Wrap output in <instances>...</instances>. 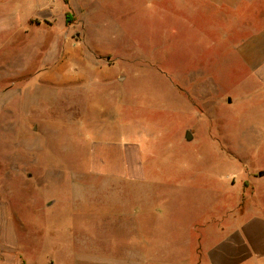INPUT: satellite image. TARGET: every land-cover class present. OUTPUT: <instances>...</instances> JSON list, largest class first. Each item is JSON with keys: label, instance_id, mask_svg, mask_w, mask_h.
<instances>
[{"label": "rangeland", "instance_id": "obj_1", "mask_svg": "<svg viewBox=\"0 0 264 264\" xmlns=\"http://www.w3.org/2000/svg\"><path fill=\"white\" fill-rule=\"evenodd\" d=\"M178 1L114 0L113 3L121 4L113 14L116 33L108 37L68 35L66 41L72 45L79 43L81 51L65 53V71L73 75L76 68H81L85 85L97 61L101 63L100 73L94 72L92 79L100 81L101 76H108L116 66L122 67L128 63V57L136 55L131 64L135 77L125 89L128 111L136 109L142 121L149 120L143 124L148 127L143 131V142L155 146L154 155L159 162H145L146 178L125 192L116 189L114 197L122 202L125 198L134 214L145 203L161 208L166 220L178 225L204 222L214 228L224 224L225 212L239 203L264 214V0H194L199 9L192 18L183 15L191 7ZM250 37L252 42L257 41L256 51L247 50ZM4 38L0 36V189L11 188L16 194L7 204L17 222L18 235L28 240L30 233L42 238L47 236L45 230L29 228V191L47 188L37 192L43 198L56 189H71V178L79 179L75 172L86 170L81 161L91 141H84L87 133L80 135L74 127L75 120L82 117L84 122L91 114L97 120L100 137H105L100 129L106 123L110 127L121 124L113 123V95L105 94L102 83H93L91 88L90 83L86 84L88 95H75L73 78L66 84L58 83L61 53L29 52L23 44L25 35H18L17 43L12 45L1 43ZM54 38L56 41L55 36H39L36 44H47L48 39L52 43ZM92 41L100 43L104 51L107 46L114 48L110 52L114 65L108 70L106 53H89ZM143 50L157 55L155 64L151 57L152 63L145 64L147 68H139L146 63L140 57ZM209 58L210 78L207 80L204 75V79L195 78L194 84L181 87L185 91L193 86L192 95L197 97L222 95V106L210 97L206 107V100L195 96L199 108L209 111L212 126L203 132L199 143H183L178 140L179 126L183 118H189L176 115L174 101L166 99L169 89L164 86L169 83L163 77L173 81L171 66L191 67ZM161 78L167 81L162 82ZM162 109L170 113L161 117ZM157 111L160 116L155 114ZM151 114L153 117H146ZM238 142H248L250 146H234ZM143 150L144 146L140 153L146 159L147 149L146 153ZM60 203L70 205L67 198ZM166 239L160 244L162 251L185 257L177 263L165 260L162 264L193 263L198 243L187 244L186 238L177 233ZM25 250L29 256V241Z\"/></svg>", "mask_w": 264, "mask_h": 264}, {"label": "crops", "instance_id": "obj_2", "mask_svg": "<svg viewBox=\"0 0 264 264\" xmlns=\"http://www.w3.org/2000/svg\"><path fill=\"white\" fill-rule=\"evenodd\" d=\"M113 1L0 0V36L5 37L1 43L12 45L17 43L18 35H25L26 40L23 44L27 45L29 52L61 53L58 57L61 59L58 65V83L66 84L73 78L75 95H88V88L84 87L86 84L90 83L91 88L93 83H102L106 88L105 94L113 95L114 103L110 107L113 108L115 118L113 123L121 124V127H110V123H106L107 126L100 129L104 131L105 137H100L97 120L93 119L91 114H88L84 122L82 117L75 120L74 127L75 129L77 127L80 135L82 132L87 133L84 141L87 140L88 144L91 141L90 149L81 161L86 170L75 172L79 179L72 181L71 178L73 182L71 189H56L54 194H46L43 198H40L37 192L44 187L29 191V228L43 229L47 236L35 238L30 233L29 240L27 237L19 236L17 222L12 212H9L7 204V201L9 202L16 194L10 191L11 188L0 189V264H162L165 260L177 263V260L185 256L177 252L174 254L164 252L160 245L166 242V238L172 233L186 238L187 244H199L194 251L195 260L191 264H264V214L251 210V207H246L242 203L231 207L223 216L224 224L214 225V228L204 222H191L182 226L167 221L161 213V208L156 206L151 208L142 203L136 215L131 212V205H128L125 198L122 202L114 197L116 189H123L125 192L128 187L146 178L143 170L145 162L146 164L159 162L154 155L155 146L151 143L148 146L143 142V131L148 129L143 124L149 123V120L146 119V123L142 121L136 109L134 112L128 111L129 99L125 95L127 93L125 89L129 80L135 77L131 64L136 55L128 57V63H122V67L116 66L117 69L108 76H101L100 81L92 79L94 72L100 73L98 66L101 63L97 61L95 64L98 65L90 70V77L87 78L89 83L86 82L85 85L82 83V69L76 68L73 75H67L64 60L66 52L81 51L79 43L78 46L66 41L68 35L108 37L116 33L115 29L118 27L113 14H116L121 4ZM193 2L194 0L178 1L181 5L187 4L191 7V11L183 13L187 18H192L199 9ZM202 11H205L204 7ZM67 16L71 22H67ZM43 35L55 36L57 40L54 38L50 43L48 39L47 44H36L38 37ZM253 35L257 36L256 30ZM239 41L241 43V39ZM99 45L100 43L96 45L92 41L89 53L94 51L106 53L108 70L114 65L115 59L110 54L114 48L107 46L104 51L101 45L98 47ZM249 46L247 50H257V41L252 42V37L249 38ZM141 53L143 55L137 56L140 55L146 63L139 68H147L145 64L151 62V57L154 64L158 60L154 52L143 50ZM184 68L186 69L183 70ZM209 68L210 58L203 62L198 61V65L191 67L171 66L169 70L173 81L167 77L162 76L168 81L161 78L162 82L165 80L169 83L164 86L165 88L168 86L169 89L165 93L169 95L166 99L174 101L176 115L189 118L188 121L183 118L184 123L181 121L179 126L181 134L178 140L183 143H199L203 132L209 131L212 126L208 118L209 111H204L203 107L199 108L197 102L199 98L206 100V107L210 97L217 100V106H222L219 100L222 95L197 97L192 95L193 86L185 91L182 88L181 84L192 85L195 78L204 79V75L208 80ZM199 70L201 71L197 72ZM168 113L169 110L162 109L161 117ZM155 114L160 116L158 111ZM143 146V152L146 153L147 149L146 159H142L140 153ZM234 146L241 148L250 144L238 142L234 143ZM165 162L167 161L162 163ZM85 184L87 188H83ZM138 193H141L140 190ZM125 197L128 198L127 194ZM62 198L69 199L68 207L61 205ZM63 229H67L66 232H63ZM28 241L29 256L25 250ZM31 250L36 252L32 253Z\"/></svg>", "mask_w": 264, "mask_h": 264}, {"label": "trees", "instance_id": "obj_3", "mask_svg": "<svg viewBox=\"0 0 264 264\" xmlns=\"http://www.w3.org/2000/svg\"><path fill=\"white\" fill-rule=\"evenodd\" d=\"M68 18H69V17L67 16V21L69 20Z\"/></svg>", "mask_w": 264, "mask_h": 264}]
</instances>
